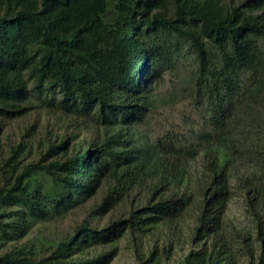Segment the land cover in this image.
Listing matches in <instances>:
<instances>
[{"label": "trees", "instance_id": "obj_1", "mask_svg": "<svg viewBox=\"0 0 264 264\" xmlns=\"http://www.w3.org/2000/svg\"><path fill=\"white\" fill-rule=\"evenodd\" d=\"M181 72L201 127L153 138L154 86ZM32 110L73 130L0 151V264H109L126 234L159 264L154 230L167 264H264V0H0V132ZM96 196L88 217L126 214L28 238Z\"/></svg>", "mask_w": 264, "mask_h": 264}, {"label": "rangeland", "instance_id": "obj_2", "mask_svg": "<svg viewBox=\"0 0 264 264\" xmlns=\"http://www.w3.org/2000/svg\"><path fill=\"white\" fill-rule=\"evenodd\" d=\"M182 79H184L182 72L178 77L166 73L163 79L154 86V95H157V98H163L164 101L162 105L149 113L146 122L141 127L144 133L156 138L166 131L184 133L191 128L200 129L201 121L197 117V112L190 105L189 99L185 96L183 89L186 87V82ZM59 127L63 128L61 133L73 130L70 127L65 128L62 119L58 115H51L38 110L29 111L23 117L3 122L0 132V151H6L10 144L17 142L24 136H28L31 140L32 151L36 153L38 150L36 146L45 142L48 135L52 138L58 132ZM80 137L88 138L90 133H83ZM137 194L141 196L142 193L138 192ZM97 198L98 196L94 197L86 205L74 210L62 219L36 224L30 231L28 238L34 243L54 244L68 234L74 233L83 220L89 222L92 227L98 230L103 225L108 224L110 220L126 214L122 204L101 217H88V208ZM236 204L237 201L232 202L229 218L239 227H247V217L240 212ZM193 216V211H189L181 223L182 226L177 231L179 242L184 243L187 240L189 228L193 225ZM154 233L158 238L156 244L162 257L159 264H167L168 262L164 261L165 254L162 249L163 246H166V242L163 241L164 235L158 230H154ZM129 237L126 234L115 242L113 247L116 254L109 264H144L143 262L148 257L149 247L153 246L154 243L149 238L136 237L134 241H131ZM136 254L140 255L141 259H138ZM240 264L245 263L242 261Z\"/></svg>", "mask_w": 264, "mask_h": 264}]
</instances>
